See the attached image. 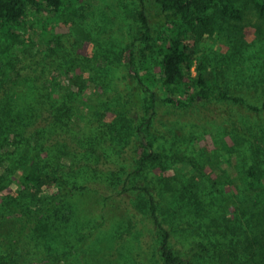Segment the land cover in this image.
Masks as SVG:
<instances>
[{
	"label": "rangeland",
	"instance_id": "rangeland-1",
	"mask_svg": "<svg viewBox=\"0 0 264 264\" xmlns=\"http://www.w3.org/2000/svg\"><path fill=\"white\" fill-rule=\"evenodd\" d=\"M236 6L242 11L241 19L224 15L219 6L208 11L211 26L204 40L207 68L214 73L213 99L200 98L191 106H178L166 102L165 92L157 85L150 87L156 88L159 99L144 133L162 158L142 167L138 165L142 151L138 127L149 92L129 75L125 53L133 44L135 63L141 70L147 43L140 40V11L144 10L150 21L152 43L176 17L164 13L152 0H78L76 22L65 24L61 20L56 25L61 41L57 35L52 37L51 28L42 36L41 25L36 31L32 27L21 29L28 44L36 42L35 47L29 44L32 57H22H29L28 62L40 57L39 38L45 46L61 42L51 59L63 66L74 60L72 90L81 98L100 95L105 91L103 79L109 80L112 95L105 106L113 110L103 121L98 120L102 109L90 114L81 110L82 104L77 107L74 95L71 101L72 114H85L80 125L82 145L96 151L90 166L89 159L84 162V169L91 172L92 166L103 171L104 178H113L110 183L94 177L82 183L57 181V165L71 163L74 147L62 142L49 151L53 142L44 141L41 149L30 147L31 153H25L38 159L53 176L39 193L25 191L21 184L23 168L30 166L27 161L23 166L12 158L1 162L0 173L6 171L9 178L0 184V240L24 228L10 264H164L160 236L151 220L152 197L160 219L171 232L176 255L190 259L192 243H200L211 252L192 256L194 264H220L216 254L226 244L234 245L236 237L223 238L214 230L211 218L226 214L232 223H242L247 205L253 206L255 199L264 205V14L255 0H236ZM4 42L0 31V106L20 100L9 99L12 97L3 90ZM147 52L149 70L155 74L157 55ZM54 76L51 73L50 77ZM222 93L227 97H221ZM183 101L188 103L189 96ZM112 120L113 139L96 138L107 131L105 124ZM86 123L93 124L91 129H82ZM10 145L5 144L0 151L11 149ZM50 152L57 161L46 160ZM100 156L106 163L100 162L98 169L94 158L99 160ZM252 170L257 173L254 179ZM250 181H255L256 190L250 189ZM192 189L205 203L202 214L181 197L183 191ZM133 204L139 208L134 209ZM5 253L0 245V254Z\"/></svg>",
	"mask_w": 264,
	"mask_h": 264
},
{
	"label": "trees",
	"instance_id": "trees-1",
	"mask_svg": "<svg viewBox=\"0 0 264 264\" xmlns=\"http://www.w3.org/2000/svg\"><path fill=\"white\" fill-rule=\"evenodd\" d=\"M78 0H0V31L5 39L1 52L7 58L6 67L3 74L4 92L8 94L9 99L19 100L17 103H7L0 106V148L5 144L12 148L7 151H0V164L9 159H16L30 164L23 168V174L20 177L21 184L25 191L39 193L44 184L52 181L53 176L42 167L39 160L34 156L26 155L31 153L30 147L34 150L41 149L45 142L52 141L53 147L49 151L55 150L60 142L66 146H74L72 156L69 158V165H57L55 176L57 181L65 184L68 179L76 183H82L90 178H99L102 181L111 182L112 176L103 177V171H95L91 166V172L84 169V162L91 165V155L96 152L93 147H83L81 123L85 114L75 112L72 114V101L82 104L81 110H87L94 114L96 109H102L99 112V122L103 121L113 108L105 106L108 99L111 100L112 90L108 79H103L105 91L100 95H81L72 90V77L70 69L73 68L74 60L68 62V66L61 63H55L51 55L58 53L61 45V34L57 30V24L63 20L65 24L76 22V5ZM167 15L176 17V20L166 25L158 38L152 43V28L147 14L144 10L140 11L138 17L141 20L143 32L140 40L147 43L142 50L143 65L141 70L135 63V54L133 44L129 46L125 53L124 66L127 67L129 75L136 79L138 84L147 88L149 92L148 103L145 106V115L142 118L141 125L138 127L140 144L142 146L139 155L138 165L144 166L146 163L155 162L162 156L154 151L153 142L146 137L145 129L150 125L155 115L156 102L159 99L156 88H150L155 84L161 88L165 94V101L178 106H191L198 99H213L215 97L213 86V72L207 68V44L204 37L210 32L211 20L208 17V11L213 6H219L222 13L233 19H241L242 11L236 6V0H152ZM255 6L260 13L264 14V0H255ZM42 26L41 35H48V28H51L52 37L56 36L60 41L53 46H45L41 38L38 39V55L36 61H29L31 56L30 45L34 47L35 41L27 43L24 33L21 29L24 27L37 30V26ZM71 30H74L71 28ZM31 46L32 49L34 47ZM45 46V47H44ZM156 53L155 60L157 71L151 74L149 68L151 64L148 59V52ZM26 57V60L22 58ZM58 71L60 75L55 72ZM195 72V73H194ZM51 73L56 76L50 77ZM64 75V77H62ZM76 83V82H75ZM110 85V86H109ZM101 86V87H102ZM80 89V88H79ZM80 91V90H79ZM74 95V99H72ZM185 96H189V102L183 101ZM221 97H227L224 93ZM77 101V102H76ZM13 102V101H12ZM100 105V108L99 106ZM255 109H258L255 107ZM113 119V118H112ZM115 120V119H114ZM107 122L105 128L107 131L96 135V138L107 137L113 139V121ZM91 123L82 126L91 129ZM102 126H104L102 124ZM34 129V130H33ZM34 141V142H32ZM22 144L24 146L20 147ZM61 149V148H60ZM59 149V150H60ZM50 156L48 161H57L58 157ZM95 157V156H94ZM94 162L98 165L100 162L106 163L105 157ZM20 159V160H19ZM22 160V161H21ZM12 161V162H18ZM49 163V162H48ZM52 164V163H49ZM47 165V164H46ZM3 170V169H2ZM251 178L257 176L253 170L250 171ZM9 178V173L2 171L0 173V184ZM251 190H256L255 181L248 183ZM1 186V185H0ZM186 186L184 189H187ZM188 192L189 194L188 196ZM174 196V192H172ZM182 199L194 204L197 214H202L204 204L200 195L195 190L183 191ZM180 198V197H179ZM178 195H175V201ZM257 202L251 206L247 205L248 211L244 222L232 223L226 218V214L213 216L211 218L214 230L223 238H235L234 245L226 244L217 254L220 264H264V205ZM138 209L139 205H134ZM151 220L154 228L160 236L159 250L164 264H194L192 256L197 254H209L210 248L200 243H192L188 256L190 259L184 260L180 255H176L171 246V232L164 225L158 215L154 197L150 203ZM246 212V211H245ZM244 212V213H245ZM25 226V225H24ZM22 229L11 238L5 237L0 240V245L6 250L5 254H0V264H10L22 237ZM186 228V227H185ZM231 234V235H230ZM233 234L235 236H233ZM241 257V258H240Z\"/></svg>",
	"mask_w": 264,
	"mask_h": 264
}]
</instances>
